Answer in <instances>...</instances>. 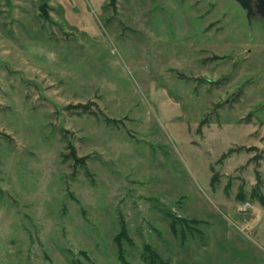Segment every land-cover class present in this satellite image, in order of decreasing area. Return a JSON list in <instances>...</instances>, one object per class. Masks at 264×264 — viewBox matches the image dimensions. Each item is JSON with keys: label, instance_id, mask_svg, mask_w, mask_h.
<instances>
[{"label": "rangeland", "instance_id": "rangeland-1", "mask_svg": "<svg viewBox=\"0 0 264 264\" xmlns=\"http://www.w3.org/2000/svg\"><path fill=\"white\" fill-rule=\"evenodd\" d=\"M253 5L0 0V264H264Z\"/></svg>", "mask_w": 264, "mask_h": 264}, {"label": "water", "instance_id": "water-1", "mask_svg": "<svg viewBox=\"0 0 264 264\" xmlns=\"http://www.w3.org/2000/svg\"><path fill=\"white\" fill-rule=\"evenodd\" d=\"M243 8L246 10V16L250 19L251 15L253 14V3L256 4V8L261 12L264 19V0H236Z\"/></svg>", "mask_w": 264, "mask_h": 264}, {"label": "trees", "instance_id": "trees-1", "mask_svg": "<svg viewBox=\"0 0 264 264\" xmlns=\"http://www.w3.org/2000/svg\"><path fill=\"white\" fill-rule=\"evenodd\" d=\"M171 224V227H175V223H174V219L172 220V223H170ZM147 250L149 251V249L147 248ZM149 253H150V255H149V260H150V262H149V264H152V261H153V259H155L156 258V254H155V252H153V251H149Z\"/></svg>", "mask_w": 264, "mask_h": 264}]
</instances>
